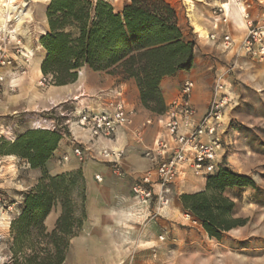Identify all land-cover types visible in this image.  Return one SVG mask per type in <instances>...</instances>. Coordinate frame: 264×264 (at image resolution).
<instances>
[{
    "label": "trees",
    "instance_id": "trees-1",
    "mask_svg": "<svg viewBox=\"0 0 264 264\" xmlns=\"http://www.w3.org/2000/svg\"><path fill=\"white\" fill-rule=\"evenodd\" d=\"M46 17L40 71L48 84L72 83L87 66L133 79L142 106L160 115L166 111L161 80L193 67L195 42L167 0H129L119 10L104 0H49ZM60 139L58 131L27 129L13 141L0 140V155H15L41 170L38 182L23 192L20 212L10 224L13 253L24 257L19 264H63L69 241L86 217L81 171L51 175L46 169ZM253 185L248 176L221 166L206 178L204 189L179 196L181 210L210 238L220 240L243 223L234 217L235 203L226 190ZM57 204L60 214L54 228L46 231L44 219Z\"/></svg>",
    "mask_w": 264,
    "mask_h": 264
},
{
    "label": "rangeland",
    "instance_id": "rangeland-1",
    "mask_svg": "<svg viewBox=\"0 0 264 264\" xmlns=\"http://www.w3.org/2000/svg\"><path fill=\"white\" fill-rule=\"evenodd\" d=\"M104 1L119 10L129 0ZM167 1L176 9L180 26L186 36L194 40L195 47L199 46L203 58L208 57L219 66L211 80L210 99L216 83H219L228 99L223 117L225 129L220 133L223 142L222 165L248 176L254 185L226 190L235 203L234 217L242 219L243 223L224 232L220 240L210 238L197 221L181 210L174 217H166V223L155 233L154 242H109L108 253L117 259L112 264H195L193 260L184 259L190 256H196L203 264H213L206 263L211 258L218 261L214 264H264V56H254L241 45L247 32L242 8L253 20L262 21L264 0H229L227 22L221 23L220 28L222 32L235 36V41H232L238 43L239 50L222 47L211 50L208 47L212 32H209L208 20L213 17L216 5L225 0ZM3 2L6 0H0V4ZM48 3L49 0H15L18 9L23 8V12H26L19 27L14 13L7 18L0 11V53L10 60L9 65L0 64V74L4 78L1 102L6 95L7 104L13 107L12 111H16L13 115L0 116V130L11 126L14 138L27 129H39L35 128L34 123L43 118H54L63 128L64 118L59 116V112L71 110L73 106L70 103H54L56 107L49 109L50 100L56 95L53 86L59 85L46 81L40 84L42 73L35 70V63L43 59L45 53L40 37L48 30ZM235 18L240 20L241 25ZM196 25L201 28L200 31L196 30ZM3 26L6 32H2ZM7 30H15V33L8 34ZM222 32L219 31L217 36L222 37ZM22 68L26 70L24 74H20ZM15 98H21L20 104L17 103L19 99L14 101ZM4 163L0 172V194L7 200L8 194H13L14 190L4 187L7 183L1 178L2 172H11L10 167L4 168ZM173 186L174 183L170 185V198L174 194ZM179 196L177 201L180 205ZM28 253L29 250H26ZM23 258L22 254L13 253V242H0V264H19ZM65 260L63 264H67Z\"/></svg>",
    "mask_w": 264,
    "mask_h": 264
},
{
    "label": "crops",
    "instance_id": "crops-1",
    "mask_svg": "<svg viewBox=\"0 0 264 264\" xmlns=\"http://www.w3.org/2000/svg\"><path fill=\"white\" fill-rule=\"evenodd\" d=\"M240 18V17H239ZM238 25L240 20L236 18ZM207 26L211 32V20ZM221 35L216 39H208L209 49L231 48L238 49L235 36H230L231 43L227 47ZM199 46L194 49L193 67L190 70H179L173 75L165 76L160 84L163 99L166 105L178 94L183 80L190 79L194 83L191 93V102L196 109L195 119L199 120L206 112L211 92V80L219 66L208 57L201 55ZM42 59H40L41 61ZM38 61V66L40 65ZM76 81L65 85L53 86L56 88L55 96L50 100L53 103H70L72 108L87 109L99 112L107 109L109 96L106 91L120 88L123 100L129 109L134 110L132 128H120L113 139H100L99 145L123 150L119 169L114 170L112 165L101 159L95 152L90 157L80 161L73 154L75 141L70 132H60L61 139L46 162V169L51 175L80 170L85 184V220L79 233L70 239L66 262L70 264H112L117 262L110 256L109 242H154L155 233L164 225L167 216L180 214L181 208L178 196L181 193H194L204 189L206 180L183 174L172 187L173 196L169 203L157 209L154 203L142 208L133 198L132 186L151 167V162L142 155V147L135 142L132 134L133 128L141 127L145 144H151L154 137L163 131L162 125L156 121V114L146 110L140 101L139 90L133 79L121 80L117 75L105 71H93L85 66ZM40 73V72H39ZM17 96V94H15ZM20 104L21 98H15ZM6 95L0 104V116L16 114L9 106ZM16 107V106H15ZM150 119L151 123L146 124ZM72 133L78 142H86L89 135L86 130L73 127ZM67 156V160H62ZM3 158L4 168L10 167L11 172H2L1 178L7 183L4 187L13 189L8 194V208L0 210V242H11L10 224L19 214L22 207V194L32 188L41 176V170L31 168L23 159L15 155H6ZM101 180H96L95 176ZM4 177V178H3ZM11 183V184H10ZM15 192V193H14ZM60 206L54 207L44 219L46 231H51L60 214ZM175 226V224H171ZM176 229V228H175ZM191 262L203 264L196 256H190ZM181 260V259H180ZM193 260V261H192ZM216 261V262H215ZM182 262V261H180ZM218 263L217 260L207 259L206 263Z\"/></svg>",
    "mask_w": 264,
    "mask_h": 264
},
{
    "label": "built area",
    "instance_id": "built-area-1",
    "mask_svg": "<svg viewBox=\"0 0 264 264\" xmlns=\"http://www.w3.org/2000/svg\"><path fill=\"white\" fill-rule=\"evenodd\" d=\"M225 0L216 5L211 18L212 32L209 37L215 39L219 31L222 32L221 23L227 22ZM240 4V3H239ZM242 17L247 30L241 45L246 52L257 57L264 56V17L262 21L250 18L248 12L242 8ZM223 42L228 47L231 43L229 34L222 32ZM27 61V60H26ZM0 64L9 65L10 60L0 53ZM17 71L14 72L16 74ZM21 72V73H20ZM20 74L26 72L25 68ZM78 71V77L81 75ZM4 78L0 74V92ZM45 79L39 81L43 84ZM194 83L190 79L183 80L178 94L166 105L163 114L156 115V121L162 125L163 131L157 134L151 144H145L141 127L133 128L132 134L135 142L141 145L142 155L151 162V167L132 186L135 202L142 208H147L152 202L157 209H161L169 203L170 185L177 181L183 174L206 180L214 174L222 165L221 152L223 142L220 133L224 127V112L228 105V99L222 92L219 83L215 85V91L209 101L206 112L199 120L195 119L196 109L191 102V93ZM109 96L107 109L99 112L81 108L62 110L59 116L64 118V129L54 118H43L36 121L35 128L51 131L70 132L75 141L73 154L82 161L95 152L101 159L112 165L115 171L119 169V163L123 156V150L99 145L100 139H113L120 128H132L134 110L129 109L123 100V92L120 88H113L105 92ZM1 102V93H0ZM65 103V102H64ZM56 107L51 102L49 109ZM150 124L151 120L145 122ZM77 127L86 130L89 140L78 142L72 133V128ZM12 127L8 126L0 130V137L13 141ZM62 160H67L64 156ZM3 158L0 156V172L2 171ZM100 181V176H95ZM7 200L0 194V210L7 209Z\"/></svg>",
    "mask_w": 264,
    "mask_h": 264
},
{
    "label": "bare ground",
    "instance_id": "bare-ground-1",
    "mask_svg": "<svg viewBox=\"0 0 264 264\" xmlns=\"http://www.w3.org/2000/svg\"><path fill=\"white\" fill-rule=\"evenodd\" d=\"M14 1L15 0H6V2H3L2 4H0V11H3L5 13V16H7V18H10L11 15L14 13L16 15V18H17V23H18V24L16 23L17 27H19L21 25L22 19H24V15H26V12L25 13L23 12V8L18 9V6H16L14 4ZM45 1H48V0H45ZM229 4H230V2L223 4V6L225 7L226 10H228ZM195 27H196V30H198V31L201 30V28L198 27L197 25ZM5 29H6L5 26H3L2 32H6ZM7 33L8 34L10 33L11 35H13L15 33V30H7ZM35 70L37 72H40V69L38 66V61L35 63Z\"/></svg>",
    "mask_w": 264,
    "mask_h": 264
}]
</instances>
